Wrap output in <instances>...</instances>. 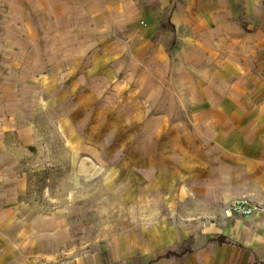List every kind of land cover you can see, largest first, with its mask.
<instances>
[{"label":"rangeland","instance_id":"obj_1","mask_svg":"<svg viewBox=\"0 0 264 264\" xmlns=\"http://www.w3.org/2000/svg\"><path fill=\"white\" fill-rule=\"evenodd\" d=\"M172 1L163 10L164 23ZM247 1L249 9L235 7L238 22L264 31V0L254 7ZM167 3L140 0L139 9L161 11ZM19 8L21 13L11 0H0L2 264H146L167 250H206L207 238L242 219L174 190L173 178L159 171L156 152L151 158L152 151H143L163 104L159 109L161 103L135 98L123 73L110 70L117 67L115 57L100 60L94 44L85 48L81 39L83 49L70 54L10 52L19 30L31 31L29 6ZM46 21L38 17V52ZM49 66L60 70L47 72ZM170 108L174 113V104Z\"/></svg>","mask_w":264,"mask_h":264},{"label":"crops","instance_id":"obj_2","mask_svg":"<svg viewBox=\"0 0 264 264\" xmlns=\"http://www.w3.org/2000/svg\"><path fill=\"white\" fill-rule=\"evenodd\" d=\"M251 1L253 7L260 2ZM86 2L44 0V11L41 0H11L19 13V7L29 6L25 23L31 31L19 30L10 52L70 54L93 43L100 60V55L117 59L110 70L123 73L135 98L161 103L159 109L163 104L148 126L143 151L153 152L148 159L156 152L159 171L173 178L174 190L200 200L203 207H226L240 197L258 207L252 216L227 222L221 234L207 238L205 245L211 246L206 250L166 257L183 249L167 250L146 264L185 257L192 259L190 264H264V31L241 26L235 11L243 3L249 9L250 2L177 0L166 24L163 10L172 0L151 12L139 9L140 0ZM41 14L47 32L38 52ZM79 29L83 36L76 35ZM86 31L92 36L86 37ZM51 70L60 68H46ZM219 236L228 244L209 242ZM5 260L0 255V264Z\"/></svg>","mask_w":264,"mask_h":264},{"label":"built area","instance_id":"obj_3","mask_svg":"<svg viewBox=\"0 0 264 264\" xmlns=\"http://www.w3.org/2000/svg\"><path fill=\"white\" fill-rule=\"evenodd\" d=\"M257 210L258 207L245 197L232 199L226 206L228 215L242 218L252 216Z\"/></svg>","mask_w":264,"mask_h":264},{"label":"trees","instance_id":"obj_4","mask_svg":"<svg viewBox=\"0 0 264 264\" xmlns=\"http://www.w3.org/2000/svg\"><path fill=\"white\" fill-rule=\"evenodd\" d=\"M161 28H164L161 24ZM209 242H213L217 245H223V244H228L227 241L225 240L224 237L222 236H219V237H216V238H213V239H210ZM191 252V249L189 248H185L183 249L181 252H168L165 256L166 257H169V256H176V257H180L186 253H190Z\"/></svg>","mask_w":264,"mask_h":264}]
</instances>
